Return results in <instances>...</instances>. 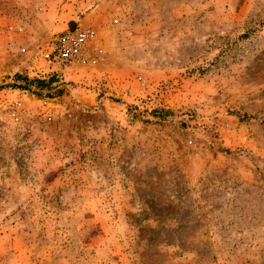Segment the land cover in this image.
Segmentation results:
<instances>
[{"label":"rangeland","instance_id":"obj_1","mask_svg":"<svg viewBox=\"0 0 264 264\" xmlns=\"http://www.w3.org/2000/svg\"><path fill=\"white\" fill-rule=\"evenodd\" d=\"M0 87V264H264V0H0Z\"/></svg>","mask_w":264,"mask_h":264},{"label":"trees","instance_id":"obj_2","mask_svg":"<svg viewBox=\"0 0 264 264\" xmlns=\"http://www.w3.org/2000/svg\"><path fill=\"white\" fill-rule=\"evenodd\" d=\"M60 78L56 75H51L48 78H29L20 74L14 75V83L8 85L20 90L29 91L32 94L40 96L41 93L47 94L46 97L54 98L59 97L64 93V88L60 86ZM57 84V85H55ZM55 85V86H53ZM1 88V87H0ZM53 90V91H52ZM160 111V110H159ZM161 113V111H160ZM158 111L153 112L155 118H162Z\"/></svg>","mask_w":264,"mask_h":264},{"label":"built area","instance_id":"obj_3","mask_svg":"<svg viewBox=\"0 0 264 264\" xmlns=\"http://www.w3.org/2000/svg\"><path fill=\"white\" fill-rule=\"evenodd\" d=\"M67 38L68 37H63L61 39H58L57 42L54 45V51L53 52H56V51L60 52L61 49L65 46L66 41L69 40V38L68 39ZM79 46H81L80 43H79ZM75 57H76V53L75 52H71V53L65 55V58L63 59L62 62H65L66 64H72ZM46 58H47V61L49 63H51V61H54L56 59L55 58V54L46 55Z\"/></svg>","mask_w":264,"mask_h":264}]
</instances>
